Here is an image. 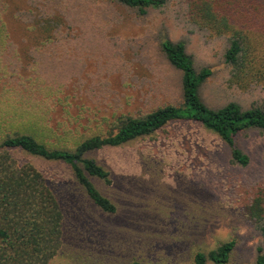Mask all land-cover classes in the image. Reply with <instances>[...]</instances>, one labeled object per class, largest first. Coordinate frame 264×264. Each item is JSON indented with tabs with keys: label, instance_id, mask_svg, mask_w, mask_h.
I'll return each instance as SVG.
<instances>
[{
	"label": "rangeland",
	"instance_id": "374dc122",
	"mask_svg": "<svg viewBox=\"0 0 264 264\" xmlns=\"http://www.w3.org/2000/svg\"><path fill=\"white\" fill-rule=\"evenodd\" d=\"M164 39L184 41L196 70H212L200 87L208 106L264 103V69L245 85L230 81L228 38L193 24L185 0L146 14L114 0H0V138L27 132L74 148L125 115L182 104V71ZM236 143L246 166L192 122L90 152L110 171V184L92 179L115 213L87 196L69 165L13 152L43 173L63 212L61 248L48 264H195L199 251L230 240L226 264H254L264 237L247 207L264 183V131L249 129Z\"/></svg>",
	"mask_w": 264,
	"mask_h": 264
},
{
	"label": "trees",
	"instance_id": "16d2710c",
	"mask_svg": "<svg viewBox=\"0 0 264 264\" xmlns=\"http://www.w3.org/2000/svg\"><path fill=\"white\" fill-rule=\"evenodd\" d=\"M114 1L137 9L141 14H146L148 8H158L166 2ZM185 2L188 18L193 24L208 30L211 35L228 38L225 61L231 67L230 81L245 85L247 79H257L263 74L264 0ZM161 47L169 62L182 71V104H168L143 116L125 115L106 134L86 137L74 148L50 147L27 132L7 133L0 138V264H48L62 244L63 212L56 194L34 164L20 163L13 152L69 165L87 196L108 213H115L117 207L100 192L92 178L110 184V171L88 154L150 136L171 123L192 122L202 125L218 135L229 147L234 163L242 166L249 164V156L237 146L236 139L249 129L264 131V103L249 108L237 102H230L220 108L208 106L200 96V87L212 75V70L209 67L196 70L184 41L164 39ZM247 212L256 221L264 237V183L247 207ZM235 244L234 240H230L208 253L199 251L194 262L226 264ZM254 264H264L261 246L257 248Z\"/></svg>",
	"mask_w": 264,
	"mask_h": 264
}]
</instances>
